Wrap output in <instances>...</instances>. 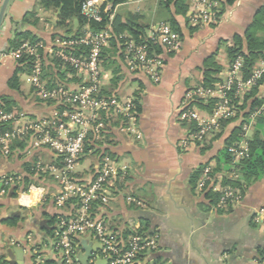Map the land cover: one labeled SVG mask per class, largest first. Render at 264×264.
<instances>
[{"label":"crops","instance_id":"0c3cea01","mask_svg":"<svg viewBox=\"0 0 264 264\" xmlns=\"http://www.w3.org/2000/svg\"><path fill=\"white\" fill-rule=\"evenodd\" d=\"M3 2L0 0V9ZM263 3L264 0H238L226 9L214 27L201 26L198 31L191 33L190 28L196 27L191 16L197 3L190 0L187 15L177 17L183 33L181 48L173 55H164V75L158 85L142 75L130 73L121 59V51L108 54V58L115 61L116 65L104 69L103 87H112L111 91L121 100L140 95L142 113L140 128H137L140 137L133 133L124 134L120 130L113 131L110 138L102 139V145H93L88 151L80 164L79 174L87 177L100 157L105 155V150H111L109 152L117 157L120 166L126 165L130 169L128 175L117 183L120 188L116 187L117 194L112 188L111 200L101 209V215L109 229L120 237L124 232L143 227L148 229L147 233L158 237L157 248L142 254L137 264L261 262L264 223L256 219L264 208V178L251 185L243 203L222 212L210 206L199 186L193 189L190 184L191 175L201 166L207 169L203 180L206 173L223 168V164L218 163V156L243 119L232 121L219 131L218 137L205 145L196 146L191 142L185 146L183 142L188 139L190 128L182 123L179 114L188 92L202 84L203 65L207 58L216 54V62L222 66L219 82L212 90H216L226 79L231 65L223 41H230L236 34L242 33L247 18ZM217 8L220 9L218 4ZM28 13H34L37 22L33 23V19L24 23ZM114 14L123 23L135 18L139 25L147 27V37H152L158 25L165 21L162 19L165 13L159 8L158 0H130L117 7ZM56 23V13L45 11L39 5V0H12L0 28V99L11 102L16 110L31 117L47 118L54 107L40 102L29 72L23 70L18 73L22 67L7 49L16 31H30L40 36L47 42L49 50L60 48L67 41L60 39V36L54 37L65 33L57 28ZM112 49L110 47L108 50ZM114 71L119 73L115 75ZM241 76L244 77L243 72ZM15 77L18 78V90L9 88L10 80ZM114 78L118 80L113 87ZM84 80L76 73L66 75L63 84L76 88ZM45 81L50 82L49 79ZM251 90L239 96V105L244 103L245 96ZM256 98L262 102V113L264 83L258 86ZM212 99L219 100V95H214ZM195 110L204 119L211 117L198 106H195ZM253 133L254 126L248 127L241 144L250 140ZM26 147L23 142L10 157H0V264H33L34 261L61 264L59 254L52 248L54 240L47 237L46 231L52 217L57 216L59 221L73 214V203L63 207L56 204L58 186L51 174L30 175L31 163L52 165L55 163L53 154L42 149L34 155H27ZM7 175L16 176L18 181L3 193L1 179ZM210 187L214 193H221L224 188L222 180L213 181ZM129 197L140 199L145 207L132 206L127 200ZM14 218L18 222L10 225L8 221ZM84 240L92 248L89 264H109L92 235L80 239L76 256L79 264L80 255H85Z\"/></svg>","mask_w":264,"mask_h":264},{"label":"built area","instance_id":"2783aa9c","mask_svg":"<svg viewBox=\"0 0 264 264\" xmlns=\"http://www.w3.org/2000/svg\"><path fill=\"white\" fill-rule=\"evenodd\" d=\"M196 9L191 16L194 26L216 25L218 19L216 12L217 3L211 0H193ZM82 15L89 21L100 23L103 16L108 15L109 26L106 30L94 33L86 28L79 38L73 41L64 42L63 47L88 46V56H75L72 53H65L63 50H49L44 45L31 46L23 44L18 50L11 51L12 57L19 59L24 55L34 56L30 78L32 80L35 94L41 100L51 102L54 110L47 118L31 117L25 112L14 109L5 110L0 105V157H10L16 147L26 143V154L34 155L42 149L49 150L55 163L47 165L42 162L35 164L33 171L37 176L51 174L55 177L58 191L55 195L56 204L60 207L74 201L72 205L73 214L68 218L60 219L55 239L52 244L53 250L59 254L61 264H79L77 261V249L79 241L86 235H92L99 245L103 255L108 259L109 264H137L139 257L157 248L156 235L147 236L139 234L138 230L133 231L127 243L121 240L120 236L112 232L107 226L104 218L95 212L97 204L101 212L104 206L111 200L114 179L119 175H125L128 166H120L117 161L109 157L100 159L92 170L91 178L81 179L78 166L84 159L86 143L90 135L97 141L101 140L103 131L106 128L105 118L123 117L125 123L120 128L124 134H136V111L133 99L121 100L117 97L100 98L103 87L104 70L100 55L102 49L107 47L111 39L112 24L115 19L113 7L107 0H88L82 6ZM122 38V37H121ZM151 39L157 40L170 52L178 51L181 48L180 36L173 29L165 24L158 25L156 33ZM42 48L50 58H59L64 65L74 67L84 82L76 88L68 84H57L54 88L49 87L43 79L44 60L39 54ZM127 63L131 72H140L154 83H158L163 74V61L160 57L149 55L146 46H139L134 41H126ZM244 67L243 59H237L229 69L228 76L218 85L216 90L199 88L187 95V102L194 97L209 99L219 95V102L216 104L214 114L210 118H202L195 108H183L180 113V120L196 122L198 131L189 133V138L183 142L188 146L191 142H201L216 134L220 129L223 120H229L236 116V109L228 92L236 87L235 97L242 96L254 88L264 79V60L253 70L252 75L245 79L242 77ZM260 114V111L257 112ZM257 114L253 115L256 118ZM248 127L245 128L247 130ZM246 143L239 144L231 149L233 153V172L230 178H238L235 169L247 155ZM87 179V180H86ZM3 193L6 189L16 185V176H4L1 179ZM210 177L206 173L204 180L199 184L203 189ZM222 198L219 206L224 207L232 204L239 205L243 197L238 189L231 187L223 188ZM128 202L137 207L144 208L143 202L129 197ZM258 222L264 223V208L257 215ZM36 264H40L39 262ZM258 264H264L259 262Z\"/></svg>","mask_w":264,"mask_h":264},{"label":"trees","instance_id":"16d2710c","mask_svg":"<svg viewBox=\"0 0 264 264\" xmlns=\"http://www.w3.org/2000/svg\"><path fill=\"white\" fill-rule=\"evenodd\" d=\"M88 0H39V5L45 11H52L56 13L57 16V28L63 30L65 33L64 35H54L60 36L64 41H73L80 36L83 35L84 30L86 27L90 28L91 31L94 33L101 32L106 30L109 26V18L108 15L103 16V21L100 23L89 21L82 15V6ZM115 10L117 7L128 3L130 0H107ZM138 1V0H133ZM146 1V0H142ZM189 1L190 0H158L159 8L165 13V21L163 23L169 25L175 33L180 36L181 44L183 40V33L182 28L177 20V17H185L189 12ZM217 3L220 6V9L215 8L214 11L216 12V16L218 19H221L224 15L227 8L232 7L238 0H211ZM34 19V20H33ZM33 20V23L37 22V18H35L34 13H28L24 19V23H29ZM215 25H209V27H214ZM146 28L138 24L135 18L130 19L128 22L123 23L118 17H115L112 30H111V39L109 40V44L107 47L102 49L100 60L102 62L103 70L112 68L116 65L115 61H111L108 58V54L111 52L117 53V51H121V59L124 60L128 71L132 74H139L142 75L140 72H131L127 63V52L125 48L126 41H134L137 45L146 46L149 49L150 56H157L160 57L163 61V65L165 68V54L175 53L168 51L164 48L157 40H152L151 37H147L146 35ZM200 29L199 26L190 28L191 33H195ZM127 36V37H122ZM53 37V38H54ZM122 37V38H121ZM52 38V39H53ZM226 44V52L227 57L229 59L230 65H232L237 59L241 58L244 62L243 67V76L245 79H248L251 75L253 70L257 67L261 60H264V3L258 8V10L247 20L244 24V31L240 34H236L230 41H223ZM29 43L31 46L37 45H44L46 47L47 42L43 40L40 36L30 32V31H16L13 40L9 43V48L7 52L18 50L23 44ZM110 47L113 49L110 51L108 50ZM39 49V54L42 58H46L44 60V76L43 79H49V87L54 88L57 84H63L66 75H76L77 71L74 67L67 64L64 65V62L59 58H50L48 57L42 48ZM58 48L57 50H59ZM90 47L88 46H73V47H63L60 50H63L65 53H72L75 56H88L90 52ZM216 54L207 58L203 65V81L202 84L197 88L203 89H213L215 85L219 82L218 75L222 71V66L216 62L215 58ZM35 60L34 56L24 55L23 57L17 59L19 66L22 69L18 70V73L26 70L27 72H31V68L33 62ZM163 68V73H164ZM119 70V69H117ZM119 71H114V74L117 75ZM162 74V78H163ZM143 76V75H142ZM145 77V76H144ZM147 78V77H146ZM161 80L158 83L152 82L154 85H158L161 83ZM118 78H114L112 81L113 87L116 85ZM264 83V79L259 82L254 88H252L251 92L245 96L244 103L239 105L238 99L235 97L236 87L232 91L228 92V97L232 100V103L236 109V116L229 120H223L220 124V129L226 128L228 124L232 121L242 118L243 121L241 125L235 128L229 139L226 141V148L219 154L218 156V163L223 164V168H218L217 170L212 171L208 175L210 176V180L206 181L204 188L201 190L202 193L205 195L207 201H209L210 206L217 208L218 210L227 211L230 210L233 205H226L224 207H220V201L222 198V193H214L212 187L210 185L215 182L216 180H222V185L224 188L231 187L234 189H238L243 197L247 192V190L257 181H260L264 178V111L258 114V111H261L262 102H260L256 96L258 94V86ZM18 78H14L9 82V88L17 89L18 90ZM112 89V87H111ZM110 88L105 89L102 87L100 98H109V97H117ZM35 90V89H34ZM196 90V89H195ZM193 90L189 91L191 93ZM118 98V97H117ZM119 99V98H118ZM187 99V97H186ZM185 99V100H186ZM40 101V100H39ZM135 111H136V126L140 128V119L142 113V106H141V97L140 95L136 94L133 98ZM40 102H44L46 104L51 105V102H47L41 100ZM218 100L209 98V99H202L198 97L192 98L190 101H185L183 108L187 106V108H195L198 106L203 111H206L211 116L214 114L216 109V104ZM0 105L7 110L13 111L16 107L9 101H3L0 99ZM182 108V109H183ZM181 113V111H180ZM257 114L256 118L253 115ZM180 118V114H179ZM106 128L103 131L102 139L110 138L112 136L113 131L117 130L119 132L120 128L125 123V118L123 117H109L105 118ZM185 125L190 128L191 133H196L198 131V126L196 122H187L182 121ZM254 126V133L250 140L246 142L248 147L247 155L244 159L240 162L239 166L236 170L238 178H230L229 175L233 172V160L234 156L231 152V149L234 147H238L239 144L243 140H245V134L247 130L246 127ZM219 131L217 132V136L211 137L210 139L205 138L203 141L198 142L195 141L194 144L198 145H205L208 141L212 140V138H216L219 136ZM121 132V131H120ZM89 141L86 143L85 147V155L88 154V151L93 148V145H102L104 142L97 141L93 135H90ZM189 138V136L187 137ZM111 150H105L104 154L100 157V159L104 157H109L112 160H117V157L114 156ZM35 167V163L30 164V175L32 176L35 172L33 171ZM130 170V169H129ZM124 175H119L115 181L113 186V192L116 193V187L119 188V181H122L124 177H126L129 173ZM205 166L199 167L190 178V184L193 189H197L200 182L203 180V174L206 172ZM221 174V175H220ZM80 177V175H79ZM216 178V179H215ZM220 178V179H219ZM29 181V180H28ZM136 199V198H135ZM141 201L140 199H137ZM242 201V203H243ZM143 202V201H141ZM69 203H75L69 202ZM68 204V203H67ZM66 204V205H67ZM65 205V206H66ZM132 206L137 207L136 205L132 204ZM99 205H95L94 208L96 209L95 212L97 214H101L98 211ZM220 208V209H219ZM102 218L103 216L100 215ZM58 217L54 216L49 221V227L46 231L47 237L55 239L56 231L58 226L55 227L57 224ZM18 222L17 218L11 219L8 221L10 225H15ZM60 220L58 221L59 224ZM148 229L146 227L140 228L138 230L139 234H145L147 236H152V234L147 233ZM133 235V232H124L123 236L120 237L125 243L129 240L130 236ZM77 243H80V240H77ZM37 255H34L36 258ZM262 259L261 262L264 263V253L261 255ZM33 264H36L35 261ZM43 264H53L52 262H44Z\"/></svg>","mask_w":264,"mask_h":264},{"label":"water","instance_id":"95a60500","mask_svg":"<svg viewBox=\"0 0 264 264\" xmlns=\"http://www.w3.org/2000/svg\"><path fill=\"white\" fill-rule=\"evenodd\" d=\"M12 0H4L1 9H0V28L2 27L4 20L7 16V12L9 9V6L11 4ZM84 250H85V255H80V264H89V260L91 258V253H92V248L88 245L87 241H82ZM101 247V245H100ZM21 254H23L22 251H19Z\"/></svg>","mask_w":264,"mask_h":264},{"label":"rangeland","instance_id":"374dc122","mask_svg":"<svg viewBox=\"0 0 264 264\" xmlns=\"http://www.w3.org/2000/svg\"><path fill=\"white\" fill-rule=\"evenodd\" d=\"M165 16H166V15L164 14L163 17H162L163 20L165 19ZM103 81H104V80H103ZM214 136H217V133L214 134V135H212L211 137H214ZM211 137H209L208 139H210ZM81 162H82V161H81ZM80 164H81V163H80ZM80 166H81V165H79L78 168H77V171H78V172L80 171ZM92 175H93V171H90L87 177L82 176V174H81V175H80V178L84 180V178H87V179H88V178H91ZM231 175H232V174H230V177H231ZM87 179H86V180H87ZM114 180H115V179H114Z\"/></svg>","mask_w":264,"mask_h":264}]
</instances>
